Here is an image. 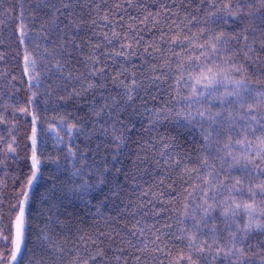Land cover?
Returning a JSON list of instances; mask_svg holds the SVG:
<instances>
[{"label": "trees", "instance_id": "trees-1", "mask_svg": "<svg viewBox=\"0 0 264 264\" xmlns=\"http://www.w3.org/2000/svg\"><path fill=\"white\" fill-rule=\"evenodd\" d=\"M264 264V0H0V264Z\"/></svg>", "mask_w": 264, "mask_h": 264}, {"label": "rangeland", "instance_id": "rangeland-1", "mask_svg": "<svg viewBox=\"0 0 264 264\" xmlns=\"http://www.w3.org/2000/svg\"><path fill=\"white\" fill-rule=\"evenodd\" d=\"M15 227H14V241H13V252L11 254V259L8 264H15L20 257V253L22 251L23 245H22V228H23V223H22V213L19 215L18 219L15 222Z\"/></svg>", "mask_w": 264, "mask_h": 264}]
</instances>
